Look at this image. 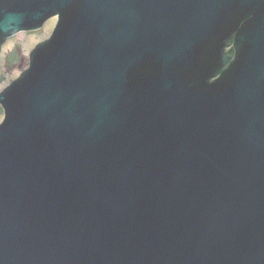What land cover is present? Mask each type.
Instances as JSON below:
<instances>
[{"label": "water", "instance_id": "95a60500", "mask_svg": "<svg viewBox=\"0 0 264 264\" xmlns=\"http://www.w3.org/2000/svg\"><path fill=\"white\" fill-rule=\"evenodd\" d=\"M55 16L0 94V264H264V0H0V53Z\"/></svg>", "mask_w": 264, "mask_h": 264}, {"label": "rangeland", "instance_id": "374dc122", "mask_svg": "<svg viewBox=\"0 0 264 264\" xmlns=\"http://www.w3.org/2000/svg\"><path fill=\"white\" fill-rule=\"evenodd\" d=\"M55 22L50 21L41 30L21 32L7 39L0 53V94L27 70L31 53L50 38ZM4 119L5 112L0 104V125Z\"/></svg>", "mask_w": 264, "mask_h": 264}, {"label": "flooded vegetation", "instance_id": "af4514ba", "mask_svg": "<svg viewBox=\"0 0 264 264\" xmlns=\"http://www.w3.org/2000/svg\"><path fill=\"white\" fill-rule=\"evenodd\" d=\"M55 20L54 29H52V33L49 39H46L45 41H48L53 36V33L57 27L59 18L57 16L49 18L43 25L44 26L49 23L50 21ZM41 28V29H42ZM39 29V30H41ZM37 31V30H36ZM232 38H228L225 40V44L220 46V53L218 56H211L208 61V69L207 74L209 78L210 83H216L224 78V76L227 74V71L231 68V65L236 61V50L234 48V44L232 43ZM209 54L212 52V50L208 49Z\"/></svg>", "mask_w": 264, "mask_h": 264}]
</instances>
